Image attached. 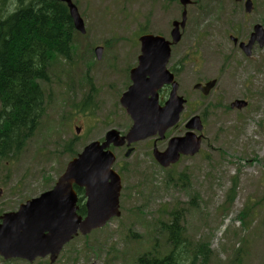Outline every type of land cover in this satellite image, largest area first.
<instances>
[{"label": "rangeland", "instance_id": "rangeland-1", "mask_svg": "<svg viewBox=\"0 0 264 264\" xmlns=\"http://www.w3.org/2000/svg\"><path fill=\"white\" fill-rule=\"evenodd\" d=\"M193 1L187 7L182 40L173 47L168 65L176 69L180 94L188 99V106L165 139L136 143L130 157H125V150H115V169L123 175L122 216L76 237L55 263L49 258L29 263L0 257V264H134L157 240L163 244L149 223L168 220L172 210L187 207L192 194L198 199L185 212V229L194 241L210 244L209 264H264V45L256 44L246 56L230 39L234 35L247 42L255 24L264 27V0H253L251 12H246L244 1L222 0L221 7L218 0ZM74 2L87 31L74 30L70 67L63 59L51 62V80L42 84L44 113L39 126L16 156L0 157V214L50 189L67 162L88 142L103 138L111 128L129 130L132 120L120 97L131 85L130 70L140 54L139 37L151 32L169 38L171 23L180 20L183 11L179 0ZM0 6L4 15L15 9L12 2L0 0ZM96 46L104 47L101 60ZM212 78L218 84L211 94L202 96L194 90L197 81ZM167 89L160 92L161 100L167 97ZM87 99L93 104L86 106ZM236 99L246 100L248 106L230 108ZM193 114L204 120L202 150L169 170L175 177L188 171L190 184L177 183L181 178L167 183L168 172L156 162L154 145L165 150L170 137L185 133V121ZM234 182L231 197L235 199L228 201ZM246 208L250 215L241 213Z\"/></svg>", "mask_w": 264, "mask_h": 264}, {"label": "water", "instance_id": "water-1", "mask_svg": "<svg viewBox=\"0 0 264 264\" xmlns=\"http://www.w3.org/2000/svg\"><path fill=\"white\" fill-rule=\"evenodd\" d=\"M59 1L67 3L75 28L85 33L84 21L73 1ZM180 2L186 6L191 0ZM251 7L248 1L247 11ZM185 20L186 11L182 26L185 25ZM178 25L175 22L176 27L172 32L174 43L181 37ZM255 40L261 45L264 43V30L261 25L255 26L252 38L245 46L248 54ZM140 42L139 64L131 70L133 84L121 97L122 105L133 119L132 128L125 136H121L115 129L110 130L103 143H90L68 163L54 189L22 204L18 212L0 216V220H3L0 223V253L6 258L21 257L33 261L37 256L51 254L52 261H55L64 244L77 235L78 231L87 234L104 226L112 217L120 215L121 179L112 169L115 156L107 148L111 143L121 146L127 139L128 144H131L156 133L164 137L166 130L177 123L184 104V99L177 94L178 85L174 82V75L166 68L172 43L162 36L152 34L141 36ZM102 53V47L96 48L98 59ZM165 84H172L173 89L169 100L161 106L158 93ZM213 84L214 82H210L205 87H196L207 94ZM244 105L246 103L242 101L233 103V107ZM188 127L201 129L200 119L193 118ZM200 142L201 137L187 133L185 137L172 139L165 152L159 153L155 150V155L164 166H168L178 160L180 152L195 154L199 150ZM75 184L85 188L87 214L84 218L77 213Z\"/></svg>", "mask_w": 264, "mask_h": 264}, {"label": "trees", "instance_id": "trees-1", "mask_svg": "<svg viewBox=\"0 0 264 264\" xmlns=\"http://www.w3.org/2000/svg\"><path fill=\"white\" fill-rule=\"evenodd\" d=\"M10 2L15 9L0 22L1 158L18 154L39 126L44 113L42 84L51 80V62L63 59L70 67L74 50L73 22L65 4L57 0H3ZM84 104L93 103L87 99ZM179 223L176 216L172 223H163L169 250L140 254L134 264H209V244L188 241Z\"/></svg>", "mask_w": 264, "mask_h": 264}, {"label": "bare ground", "instance_id": "bare-ground-1", "mask_svg": "<svg viewBox=\"0 0 264 264\" xmlns=\"http://www.w3.org/2000/svg\"><path fill=\"white\" fill-rule=\"evenodd\" d=\"M29 58V57H28Z\"/></svg>", "mask_w": 264, "mask_h": 264}]
</instances>
